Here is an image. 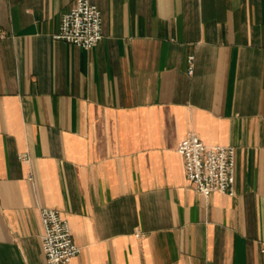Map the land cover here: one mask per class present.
Instances as JSON below:
<instances>
[{
  "label": "crops",
  "instance_id": "0c3cea01",
  "mask_svg": "<svg viewBox=\"0 0 264 264\" xmlns=\"http://www.w3.org/2000/svg\"><path fill=\"white\" fill-rule=\"evenodd\" d=\"M76 1L0 0V264H46L42 208L71 264H264V0H91L90 50L54 38ZM191 132L233 196L187 181Z\"/></svg>",
  "mask_w": 264,
  "mask_h": 264
},
{
  "label": "built area",
  "instance_id": "2783aa9c",
  "mask_svg": "<svg viewBox=\"0 0 264 264\" xmlns=\"http://www.w3.org/2000/svg\"><path fill=\"white\" fill-rule=\"evenodd\" d=\"M55 40L90 50L103 40L102 13L91 0H77L75 7L63 14ZM195 58H190L193 73ZM187 181L205 198L214 193L233 196L236 185V149L208 146L195 133L179 144ZM25 160V158H24ZM42 248L46 264H71L80 254L71 227L58 210L42 208Z\"/></svg>",
  "mask_w": 264,
  "mask_h": 264
}]
</instances>
